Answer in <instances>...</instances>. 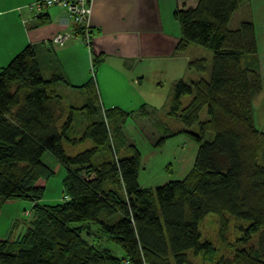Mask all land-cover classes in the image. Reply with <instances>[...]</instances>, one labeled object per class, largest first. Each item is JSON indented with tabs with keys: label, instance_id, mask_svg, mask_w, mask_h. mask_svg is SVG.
Listing matches in <instances>:
<instances>
[{
	"label": "trees",
	"instance_id": "1",
	"mask_svg": "<svg viewBox=\"0 0 264 264\" xmlns=\"http://www.w3.org/2000/svg\"><path fill=\"white\" fill-rule=\"evenodd\" d=\"M246 1L198 0L195 7L174 11L180 33L176 55L192 44L203 46L213 52V66L209 79L180 80L174 86L170 115L188 128L198 126L175 136L184 133L195 142L197 155L183 179L156 189L140 185L141 153L125 133H119L122 146L110 134V120L123 125L134 112L101 105L95 76L102 55L93 59L90 81L79 87L85 105L69 110L57 86L70 83L61 72L43 76L36 46H27L0 69V211L10 201L33 204L27 231L17 240H0V264H190V252L212 264H264V130L255 124L254 108L264 78L255 24L229 28ZM73 26L85 39V28ZM87 32L92 40L94 31ZM204 62L192 58L189 69L203 73ZM186 95L192 98L183 107ZM146 109L140 108L144 116ZM204 109L207 116L200 120ZM77 111L87 117V125L79 138H71ZM65 141L73 146L89 141L92 148L72 157ZM103 150L107 159L93 164ZM121 150L131 154L123 156ZM46 153L67 171L66 199L53 206L42 203V182L54 175L43 162ZM209 214L219 217L224 233L231 217L248 221L239 242L256 237V245L237 248L232 258L217 257L212 243L202 241L200 226ZM92 225L122 254L100 245L101 240L86 239L84 233L93 236Z\"/></svg>",
	"mask_w": 264,
	"mask_h": 264
},
{
	"label": "crops",
	"instance_id": "2",
	"mask_svg": "<svg viewBox=\"0 0 264 264\" xmlns=\"http://www.w3.org/2000/svg\"><path fill=\"white\" fill-rule=\"evenodd\" d=\"M35 1L0 0V69L27 46H36L43 76L61 72L70 83L57 86L68 110L85 105L86 94L79 87L90 81L95 56H103L97 82L106 109L120 107L136 113L147 105L144 83L152 68L158 72L161 68L160 73L192 72L193 57L186 54L190 47L182 55L175 53L180 33L173 14L177 8L195 7L198 0H93L90 27L95 34L90 46L77 36L72 18L60 7L35 17L29 9ZM60 33L71 35L63 45L53 41ZM67 92H80L81 101L66 104ZM28 205L25 210L30 211L33 204Z\"/></svg>",
	"mask_w": 264,
	"mask_h": 264
},
{
	"label": "rangeland",
	"instance_id": "3",
	"mask_svg": "<svg viewBox=\"0 0 264 264\" xmlns=\"http://www.w3.org/2000/svg\"><path fill=\"white\" fill-rule=\"evenodd\" d=\"M256 23V34L258 42V57L261 65V72L264 78V0H253L243 2L235 11L229 24L230 29H237L244 21H254ZM193 59L205 60V71L198 73L197 71H188L186 74L183 71H167L160 73L154 68L150 69L149 79L146 85L147 109L149 114L144 116L138 108L137 112L127 118L123 125L117 120H110V134L114 136L117 144L123 145L119 133L123 131L130 145H134L141 153L142 164L139 173V183L142 187L156 189L170 181L183 179L192 169L197 155L198 146L195 142L189 139L184 133H177L184 129L197 131L198 126L194 125L191 128L185 126L179 117L170 115V103L174 94V86L180 80L191 82L200 78L209 79L213 66V52L203 46L192 44L186 53ZM167 69V66H165ZM164 67V68H165ZM96 84L98 93L99 79L98 71L96 73ZM98 78V79H97ZM135 79L129 80V83ZM128 85V84H127ZM130 88L134 85L130 84ZM158 89V90H157ZM122 89L118 88L117 91ZM155 92L156 95H155ZM83 93V92H82ZM85 93V92H84ZM80 92L78 94L67 92L65 93L66 104L81 101ZM84 95V94H83ZM101 105H103L101 93H99ZM191 95H186L182 98L183 107L191 100ZM107 108V107H105ZM255 124L259 129L264 130V91L256 99L255 102ZM140 110V111H139ZM69 112V111H68ZM69 113H65V120ZM207 116V110L201 112L200 120H204ZM87 125V117L80 111L75 112L72 128L69 133L71 138H79ZM122 128V130H121ZM122 133V132H121ZM122 135V134H121ZM174 135L166 140L165 145L155 146L163 137ZM123 134V137H125ZM211 134L207 136L210 138ZM126 141V140H125ZM64 147L67 155L76 156L88 149L92 148L91 142L71 145L69 142H64ZM130 149V147L128 148ZM123 156H129V150H121ZM108 153L105 150L101 151L93 158V164L99 165L107 159ZM43 162L49 166L54 175L47 181H43V186L46 187L42 203L46 205H56L63 202L64 194V178L67 174L66 169L49 153L43 157ZM47 182V183H46ZM41 185V183H40ZM32 204L28 201H10L3 204L0 211V240L11 239L17 240L20 238L30 226L32 218L28 207ZM25 210V211H24ZM32 210V209H31ZM29 211V213H28ZM31 215V216H30ZM248 221L230 218L226 232L221 231L220 219L216 214H209L200 226L202 232V241H209L217 251V257L232 258L237 248L251 249L256 245V237L252 238L248 244L239 242L241 237L240 228L246 227ZM92 237H88L85 233L83 236L89 239L91 243L101 240L99 243L102 246L113 250L117 255L122 254V250L113 243L106 242L100 236L98 227L92 225L88 229ZM190 264H212L206 262L202 254L189 253Z\"/></svg>",
	"mask_w": 264,
	"mask_h": 264
},
{
	"label": "built area",
	"instance_id": "4",
	"mask_svg": "<svg viewBox=\"0 0 264 264\" xmlns=\"http://www.w3.org/2000/svg\"><path fill=\"white\" fill-rule=\"evenodd\" d=\"M58 6L68 14L76 27L85 28L86 36L83 41L89 46L91 43L90 34L87 30L90 27V18L93 8V0H37L29 9L34 12L35 17L42 15L47 8ZM69 34L60 33L53 38L55 43L63 45L70 37Z\"/></svg>",
	"mask_w": 264,
	"mask_h": 264
},
{
	"label": "clouds",
	"instance_id": "5",
	"mask_svg": "<svg viewBox=\"0 0 264 264\" xmlns=\"http://www.w3.org/2000/svg\"><path fill=\"white\" fill-rule=\"evenodd\" d=\"M31 212V211H30ZM28 213H29V211H28Z\"/></svg>",
	"mask_w": 264,
	"mask_h": 264
}]
</instances>
